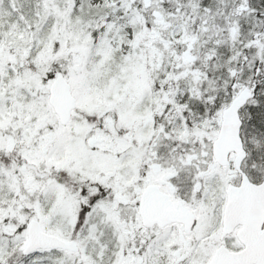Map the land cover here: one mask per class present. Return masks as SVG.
Returning <instances> with one entry per match:
<instances>
[{
  "label": "snow or ice",
  "instance_id": "6c2138e0",
  "mask_svg": "<svg viewBox=\"0 0 264 264\" xmlns=\"http://www.w3.org/2000/svg\"><path fill=\"white\" fill-rule=\"evenodd\" d=\"M0 264H264V0H0Z\"/></svg>",
  "mask_w": 264,
  "mask_h": 264
}]
</instances>
